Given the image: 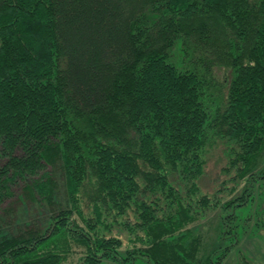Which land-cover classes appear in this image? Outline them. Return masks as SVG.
I'll use <instances>...</instances> for the list:
<instances>
[{
    "label": "trees",
    "instance_id": "obj_1",
    "mask_svg": "<svg viewBox=\"0 0 264 264\" xmlns=\"http://www.w3.org/2000/svg\"><path fill=\"white\" fill-rule=\"evenodd\" d=\"M222 144L223 172L264 179V0H0V204L24 183L51 212L0 222V264L75 247L79 264H219L191 225L221 203L199 182Z\"/></svg>",
    "mask_w": 264,
    "mask_h": 264
},
{
    "label": "rangeland",
    "instance_id": "obj_2",
    "mask_svg": "<svg viewBox=\"0 0 264 264\" xmlns=\"http://www.w3.org/2000/svg\"><path fill=\"white\" fill-rule=\"evenodd\" d=\"M173 53V60L177 64L182 65L187 62L189 66H194V62H189L194 58L192 49L182 48L180 41ZM228 76V72L219 73L220 79L225 83ZM225 90L226 88L223 87L222 92L224 93ZM225 164L226 157L222 144L215 150H211L205 174L199 182L202 192L212 197L216 196L221 202L216 209L208 210L204 217L191 225L198 228L203 236L200 255L203 256L217 249V256L225 254L219 264H264V179H250L249 175V178L237 182L232 178L234 173L226 174L222 171ZM23 186L24 183H20V186L11 191L8 200L0 204V222L5 226L4 230L12 227L15 231L22 226L23 221L30 222L37 219L36 217L43 229L48 225L51 214L49 205L44 202L43 206L39 207L30 201L24 202V199L20 198ZM244 188L246 203L241 206L222 208L225 202L236 197H238L236 203L239 205ZM64 195L65 189L63 185H59L56 197L63 206L66 204ZM117 231L124 240L125 247L132 246V242L127 240L128 233L122 229ZM82 255L75 247L64 264H79Z\"/></svg>",
    "mask_w": 264,
    "mask_h": 264
}]
</instances>
